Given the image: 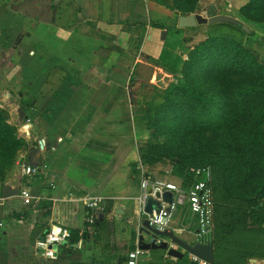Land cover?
Here are the masks:
<instances>
[{"label": "crops", "instance_id": "0c3cea01", "mask_svg": "<svg viewBox=\"0 0 264 264\" xmlns=\"http://www.w3.org/2000/svg\"><path fill=\"white\" fill-rule=\"evenodd\" d=\"M217 1L228 6L216 15L239 20L247 0ZM178 16L172 0H0V101L9 103L10 122L30 119L26 147L0 181V264H124L137 247L145 216L128 163L138 160V147L149 137L147 123L161 93L213 27H178ZM263 34L244 42L264 61ZM20 159L39 163L40 171L22 174ZM5 184L28 188L31 201L3 197ZM90 197H102L97 218L108 226L95 224L87 237L84 202ZM72 230L79 232L78 259L69 260L59 245ZM49 233L61 241L49 243ZM169 245L183 257L155 249L138 263L191 264L190 254ZM247 260L264 264V253Z\"/></svg>", "mask_w": 264, "mask_h": 264}, {"label": "trees", "instance_id": "16d2710c", "mask_svg": "<svg viewBox=\"0 0 264 264\" xmlns=\"http://www.w3.org/2000/svg\"><path fill=\"white\" fill-rule=\"evenodd\" d=\"M199 1L172 3L178 15H189L198 10ZM239 14L241 24L264 23V0H247ZM216 24L241 28L224 22L212 25ZM258 40L264 44V34ZM161 98L147 123L149 137L138 148L140 163L149 167L168 160L171 174L183 185L193 180L189 167L209 166L214 213L220 211L218 198L225 231L264 235V61L258 52L233 34H208L189 49L180 76ZM22 147L26 141L0 109V179ZM78 241L79 232L72 230L59 245L61 255L78 259Z\"/></svg>", "mask_w": 264, "mask_h": 264}, {"label": "built area", "instance_id": "2783aa9c", "mask_svg": "<svg viewBox=\"0 0 264 264\" xmlns=\"http://www.w3.org/2000/svg\"><path fill=\"white\" fill-rule=\"evenodd\" d=\"M30 119L27 118L22 126L21 135L23 137H29ZM18 164L21 167L22 174L32 176L40 171L41 165L27 164L22 159L18 160ZM193 180L183 185L182 181H176L168 177L167 174H171V169L165 171L164 176L150 175L149 173H142L140 179V191L136 197L138 204V212L143 214L149 221V224L153 228L160 230L171 229L174 233L189 232L193 234L195 240L193 242L209 243L213 231V219H214V198L213 190L210 184L211 181V169L209 166H192L188 169ZM164 191L171 192V201L163 200L161 196L155 197V193L160 195ZM20 196L24 203L31 201L30 190L26 187L20 189ZM149 195L154 196L160 202V209L158 212L155 209L152 213L144 211V207ZM102 197H90L84 202L87 209L85 235L91 236L95 232V222L98 217L97 210L99 209ZM182 207L185 215L180 221H177L179 225L172 226L174 223V216L178 209ZM163 219H166L163 221ZM184 220H187L184 225ZM51 233L47 234V241L49 243L60 242V237H56ZM161 241L160 236L156 238V242ZM76 246V244H75ZM148 253L147 250L139 249L138 247L129 251L125 259L124 264H139V258ZM191 264H209L206 261L191 255Z\"/></svg>", "mask_w": 264, "mask_h": 264}, {"label": "rangeland", "instance_id": "374dc122", "mask_svg": "<svg viewBox=\"0 0 264 264\" xmlns=\"http://www.w3.org/2000/svg\"><path fill=\"white\" fill-rule=\"evenodd\" d=\"M207 0H203L201 4L199 3V8L196 12L194 13H200L201 14H206L207 16H210V13H214L216 15V12H223L227 10L228 4L221 6L220 1L215 0L214 4L215 6H212L210 2H206ZM200 2V1H199ZM226 12V11H225ZM239 20H242L240 14L238 15ZM204 25V24H203ZM212 27V26H210ZM215 27V28H214ZM250 29H252V34H247L245 33L241 28L239 27H227L222 24H216L215 26L212 27L210 30L211 33L208 34H222V33H229L233 34L234 36H237L239 38H242L243 43L247 46L248 42H244L245 39L247 38V35L253 36L256 34L257 31H263L264 32V23L260 22H252L249 26ZM260 36H258L259 38ZM205 38V37H204ZM259 41V40H258ZM262 44V43H261ZM248 47V46H247ZM260 56V55H259ZM6 90L9 91L8 86L6 87ZM11 102V101H10ZM2 105V106H1ZM9 103L5 104L4 101H0V109L7 115L8 117V122L12 125L15 126L16 129V135L18 137H21L25 141H28L21 135L22 131V126L23 125H15L13 122H10L9 114H8V108ZM28 117L25 116L22 118V122L26 121ZM22 124V123H21ZM145 144V143H144ZM143 144V145H144ZM142 145V146H143ZM141 147V146H140ZM24 147L20 148L17 151V155H21L22 150ZM139 148V147H138ZM16 160V158H15ZM128 171L129 175L128 178L130 181L132 180V183L137 185V183L140 185V179L142 177V173H149L150 175H156V176H164L165 171L167 169H171V163L168 160H164L162 162H158L152 166H144L140 163V159L138 157V160L135 163H128ZM12 168V167H11ZM7 170L0 181H5L6 178L9 176V171ZM169 178L179 181L180 178L177 175L174 174H167ZM127 182L131 184V182ZM139 194V193H138ZM137 194V196H138ZM214 198V197H213ZM215 201V200H214ZM217 205L220 208V211L218 210V213H214V219H213V231H212V236L211 240H213V247H214V258L215 262L214 264H249L247 257H244L242 253H252L253 255H260L264 253V235H259L257 236L255 233H249L247 230L244 229H235L232 232L225 231L224 226L221 225V222H224L223 216V208H222V202L217 198ZM215 211V209H214ZM215 214H216V220H215ZM130 218H132V221L135 223V215H132L131 212L126 213ZM185 215L184 211L182 210V207H180L177 211V213L174 216V223L172 222V226H176L175 221H180L181 218ZM187 220H184V225L186 224ZM99 224L102 225L104 228H107V224L105 221H99ZM180 226V224H178ZM178 236L184 238L188 242H193L195 240V237L193 234L189 232H183L180 234H177ZM150 238V237H149ZM147 237L145 240H149ZM188 256H184V260L187 259Z\"/></svg>", "mask_w": 264, "mask_h": 264}, {"label": "water", "instance_id": "95a60500", "mask_svg": "<svg viewBox=\"0 0 264 264\" xmlns=\"http://www.w3.org/2000/svg\"><path fill=\"white\" fill-rule=\"evenodd\" d=\"M230 23L233 25L241 24L240 21L234 17L218 14L210 17L203 16L199 13H192L189 15H179L177 19V26L182 28L187 27H195L200 24H214V23ZM241 29L247 33L252 34V29H250L247 25L241 24ZM3 197H8L12 195H18L19 190L17 188H12L11 186L5 184L2 189ZM161 196L163 200L168 202L171 201V192L164 191L161 195L159 193H155V197ZM154 196L149 195L144 207V211L147 213H152V210L155 209L156 212L160 209V202ZM1 201V200H0ZM118 214H122L123 210L119 209L116 211ZM166 219H163L165 221ZM144 235L150 237V241H145ZM158 236H163L166 239L161 240L159 243L156 242V238ZM170 243L179 246L184 249L188 254L194 255L209 264H213L214 256H213V245L211 243H200L196 242L193 245L187 243L186 241L182 240L178 237L173 230L171 229H164L160 230L157 228H153L150 226L149 221L145 218L142 221V225L138 231V238H137V247L142 250H155V249H163L167 251V255L175 257V258H182L183 252L179 251L176 247L170 246ZM250 260L254 261L255 259L251 258Z\"/></svg>", "mask_w": 264, "mask_h": 264}]
</instances>
